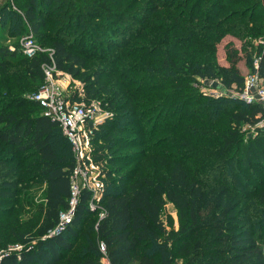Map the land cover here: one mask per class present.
<instances>
[{"label": "trees", "instance_id": "1", "mask_svg": "<svg viewBox=\"0 0 264 264\" xmlns=\"http://www.w3.org/2000/svg\"><path fill=\"white\" fill-rule=\"evenodd\" d=\"M19 8L33 37L50 41L52 54L29 57L18 43L13 50L0 46V93H11L12 79L42 83L45 66L79 77L87 59L91 71L84 76V99L106 94L102 102L119 114V128L134 126L127 130L137 139L130 146L139 149L129 159L133 166L116 181L118 192L106 191L90 211V192L83 190L71 223L61 235L47 238L70 207L74 158L67 149L56 152L53 142L61 128L36 101L0 99V142L29 155L16 161L32 159L30 167L6 172L13 179L0 182V206L14 203L17 185L32 170L46 184L34 238L15 234L25 247L5 253L0 264H97L100 242L110 264H264V130L257 127L262 107L206 96L193 86L198 78L243 87L236 50L226 47L227 66L216 62V44L225 35L261 38L243 52L248 64L256 63L264 85V0H23ZM111 18L120 24L121 40L110 36ZM125 19L136 26H125ZM43 29L47 33L39 34ZM71 29L92 34L93 46L109 47L76 54L65 44ZM101 76L110 81L100 83ZM33 90L32 97L39 91ZM243 128L252 131L246 142ZM164 132L171 137L168 152L160 148L165 142H152ZM119 171L101 174L111 178ZM164 202L177 211L176 230L164 226ZM100 210L105 215L98 221ZM91 217L87 239L71 254L81 225Z\"/></svg>", "mask_w": 264, "mask_h": 264}, {"label": "rangeland", "instance_id": "2", "mask_svg": "<svg viewBox=\"0 0 264 264\" xmlns=\"http://www.w3.org/2000/svg\"><path fill=\"white\" fill-rule=\"evenodd\" d=\"M61 1L63 3L65 2V0ZM22 2L23 0H0V46H6L10 50H13V44L18 43L22 52L24 49L23 45L27 43V39L32 38L33 42L37 44L40 48V51L38 52L45 53L51 56L52 48L50 41L48 39H41L37 36L34 38L32 33L28 30L27 25L22 21V10L21 8H19V5H21ZM107 21L111 23L109 24V28L111 26H114L115 28L114 31L110 34V36L114 34V36H118L121 40L123 33H118L116 31L120 26V24L117 23L118 20L111 18ZM124 22L125 26H136L137 24L136 21H132L130 19H125ZM45 33H47L46 29H43L39 32V34L41 35ZM68 33L69 35L66 37L67 42H65V44H69L68 46L71 47L73 46L72 50L76 52V54H79L80 49H83L85 51H91L92 48H98L103 51V46H105V48L109 47L107 46V44H100L98 47L93 46V41L89 38L94 36L92 34L82 32L81 30L78 31L77 29H71ZM260 40V37L253 39L248 37L243 40H240L232 35H225L216 44V62L219 65L227 66L228 62L226 59V47H231L232 49L236 50L237 54L240 56V59L237 62V67L240 73L243 76H247L253 72L254 65L252 64V61L249 64L246 62L243 50H245L249 45L251 47L258 45L261 42ZM36 41L42 44V46L39 45ZM251 47H248V49H246V52H250ZM22 53L24 54V52ZM32 55H34V53ZM90 66V61L86 59L85 66L81 69V75H79V77H72L66 73L67 75H69V78L66 79L61 86L63 90L62 93L66 95V98H84V91L86 90L84 76L88 75L91 71ZM53 76V79L55 80H59L62 78L59 73H54ZM130 76L132 77L135 75ZM12 80L13 81L9 82L7 85V87L11 89V93L8 94L5 90H2L0 93V99L5 100L10 96H19L24 97L26 99H31L34 91L33 89L39 90L44 82L43 81L42 83H39L35 80H29L26 82L19 81L18 79ZM99 80L100 83H108L110 81L108 79H104L103 76H101ZM92 81L93 80H91L90 82ZM0 86H2L1 78ZM193 86L197 92L206 96H210L213 98L227 97L237 99L236 93L238 92V89L235 86L231 88H225L217 80L205 81L197 78ZM20 88H22L23 91H20ZM78 93H80L81 95ZM104 98H107L106 94L101 95V97L99 98L97 97L95 99H91L94 102L95 107L99 110V112L102 115H104L105 113L107 116L99 124L97 130L95 131L97 132V134L94 135L91 140L92 153H95L96 156L93 157V161L94 163L99 165V169L101 170H113V172H116V170L120 171L117 172L119 174L113 175V177L111 178H106L105 176L101 175L98 176L97 172L94 171L93 174H89V176L84 182H82L78 177L75 183L77 184L79 189L85 184L86 186L79 190L78 194L76 195V202L78 201L79 196L83 190H88L90 192V199L92 198V196H95V198L98 199V202L102 200V197L106 191L117 190L118 192L119 187L116 184V181L133 166V163L129 159L130 157H133V153L137 152L139 149L136 146H130V144L133 143V140L137 139H135L130 132H127V130H130V128H134V126L126 125L125 128H119V126H122L123 124L121 119H119V114L115 113L112 109H109V107L102 102ZM144 120L147 121L148 118ZM136 121L137 118L131 119V123L133 124H136ZM115 124L117 126H115L114 128L113 125ZM147 124V129L150 131L151 121H147ZM162 126V123H159L157 126V131L160 130ZM261 128L262 130H264V125H262ZM241 133L243 142H246V140L252 134V131L250 129L243 128L241 130ZM108 134H110L111 136L107 139ZM158 139L162 142H165V145H162L160 148L168 152L170 150L169 142L171 137L166 132L158 133L157 135H154V137L152 138V142ZM109 140L111 141L109 142ZM144 146H147V144H144ZM53 147L59 155H62V153L66 152L67 149L70 157L72 158L73 156L74 158V154L71 149V144L67 139H65L63 131L60 129H57L56 131V138L53 142ZM102 150L105 151L102 153ZM28 156L29 155L27 153H19L14 146L6 145L0 142V182L13 179V175L11 174L6 176V172H8L17 165L21 167L29 163L27 166L30 167L32 159L27 160L26 162L24 161V163H20L21 160H15L17 158L24 159ZM104 160L107 161L105 162ZM110 160L113 161L110 162ZM36 172L37 170H32V173L27 178V180H21V183L17 185V192L15 193L14 203L12 205L0 206V252H2L3 254L4 252L18 253L24 249L25 246L16 241L15 234H28V236L31 238H34L35 236L34 232L38 222L40 221V213L44 208V191L46 188L44 179L42 177L37 176L36 174L38 173ZM33 174H35V177H31ZM125 186H127V184H125ZM4 208L6 209L4 210ZM8 208L13 210L11 214H6L5 211H7ZM161 212V219L166 229L176 230L178 227V215L175 207L171 203L164 202L161 208ZM97 214V217L99 218V211ZM72 219L73 217H71L70 223ZM92 220L95 219L91 217L87 219L84 224L81 225V227H83L82 232L79 231L81 233L73 244L71 254L76 252V249L79 246H82L84 239H87L86 232L88 231L90 222H92ZM70 223H66L64 225L67 226ZM65 229L66 227L59 234H57L61 235L65 231ZM36 243V241H32V245ZM96 260L99 261V255L97 254Z\"/></svg>", "mask_w": 264, "mask_h": 264}, {"label": "built area", "instance_id": "3", "mask_svg": "<svg viewBox=\"0 0 264 264\" xmlns=\"http://www.w3.org/2000/svg\"><path fill=\"white\" fill-rule=\"evenodd\" d=\"M24 55L31 56L33 53L40 51V48L35 44L32 38L27 39V43L23 45ZM44 82L39 91L33 95L32 99L36 101L43 110V115L48 117L51 121L56 122L64 136L71 144V149L74 154V166L70 175L71 184V199L69 202V209L60 216V222L57 227L51 231L46 237L58 236V234L66 227V223H70L71 217H73L76 206V195L81 188L77 186L76 179L79 177L82 182L86 180L89 174L97 172L98 176L101 174L99 165L94 163L93 157L95 153H92L91 140L94 137L95 131L99 124L107 116L104 113L102 115L95 107L92 100H85L84 98H66L62 93V84L69 78L64 72H58L54 69V66L43 67ZM59 73L62 78L59 80L53 79V74ZM80 94V93H78ZM81 95V94H80ZM237 99L246 104H259L263 110V117L257 124V127L264 125V85L256 72V63L254 64V70L249 75L245 76L243 87L236 93ZM98 199L95 196L89 201V210L94 211L97 209ZM105 213L103 210L99 211V218L102 219ZM64 216V220H63ZM65 222V223H64ZM58 233V234H57ZM57 234V235H56ZM100 259L97 264H110L108 256L106 254L105 245L100 242L99 245ZM0 252V261L5 255Z\"/></svg>", "mask_w": 264, "mask_h": 264}]
</instances>
